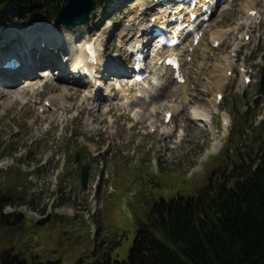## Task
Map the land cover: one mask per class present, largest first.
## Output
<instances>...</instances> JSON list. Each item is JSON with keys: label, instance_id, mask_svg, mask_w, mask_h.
<instances>
[{"label": "rangeland", "instance_id": "rangeland-1", "mask_svg": "<svg viewBox=\"0 0 264 264\" xmlns=\"http://www.w3.org/2000/svg\"><path fill=\"white\" fill-rule=\"evenodd\" d=\"M135 1L138 2L136 6ZM135 1L122 9L121 0H102L103 6H98L87 24L77 29L63 27L60 35L67 49L58 53L59 62L48 70L50 75L54 71L55 80H58L63 63L66 70H70L67 74L73 76L71 66L75 61L70 60L77 58L84 40L104 39L100 46L103 60L122 70L131 68V43L150 23L156 8L153 0ZM232 1L231 5H220L209 25L203 28L204 38L196 45L192 59L184 57L186 90L169 84L162 89V96L154 101L143 95L132 105H125L119 90L127 87L125 83L130 78L117 77L108 71L110 74L100 79L102 83L99 81L101 88L97 94L90 90L97 89L99 83L96 86L72 84L83 91L67 103V106L73 105L72 110L56 113L54 126L53 107L48 99L61 94L59 91L47 90L40 97L23 94L26 81L20 83L17 90L0 85V169L3 171L0 172V193L6 194V215L25 213L22 230L18 227L19 219L6 218V249L14 246L26 250L28 255L39 254L42 261H60L62 264L93 261L105 251H109L114 259H126L136 230L147 220L155 201L178 193L197 192L222 174L227 159L235 155L236 149L250 147L256 138L260 139L255 135L264 132V122L261 125L264 95L256 94L264 65V0ZM246 5L261 12L260 22L250 20V23L241 24L248 16ZM48 17L44 15L24 23L27 19L15 10L3 13L0 16L2 38L5 40L4 36L9 32H14L13 36L17 38L10 45L2 40V53L6 45V49L13 52L24 48L27 43L20 28L53 25L54 22L44 20ZM235 26H238L236 31L219 39L218 46H213L212 34ZM42 42L49 47L40 36L38 49ZM237 42L240 48L237 55L232 56L233 65L229 67L224 57L234 53ZM10 53L6 56L12 55ZM146 59V71L150 74L152 58L148 54ZM43 68L36 71L35 83H45ZM245 75L251 76L249 84H244ZM56 82L66 85L61 80ZM30 84L33 83L28 82L29 88ZM137 88L134 87L133 92ZM244 90H248V106L242 98ZM218 93L223 95L221 101L216 97ZM90 94L93 99L82 104L83 98ZM215 99L219 112L213 113L212 121L219 133L214 128L198 127L187 119L191 106H210ZM151 101L162 104V110L150 115L152 119L147 120L146 128H137V125L131 128L136 121L132 107H141L145 111ZM96 104V110L99 109L96 113L102 115L97 123L100 127L95 131L92 129L96 124H88L90 111H86V107L91 109ZM110 105L113 108L107 111ZM171 105L182 106L183 110V114L181 111L174 114L173 125H187V137L180 146V141L166 139L167 134L161 133L156 126L155 131L150 124L152 121L154 125L168 124L164 121V113ZM145 114L147 112L142 113L144 119L147 118ZM225 114L229 126L221 143L217 138L224 131L222 118ZM217 142L222 144L220 149L215 154L206 153ZM10 151L14 152L12 156ZM77 155L79 161H76ZM85 164L91 166V182L97 185L87 191L82 189L80 182L81 167Z\"/></svg>", "mask_w": 264, "mask_h": 264}, {"label": "trees", "instance_id": "trees-1", "mask_svg": "<svg viewBox=\"0 0 264 264\" xmlns=\"http://www.w3.org/2000/svg\"><path fill=\"white\" fill-rule=\"evenodd\" d=\"M64 1L0 0V16L15 10L25 22L44 15L52 21ZM255 136L260 139L236 149L222 174L196 193L155 201L126 259L105 251L75 264H264V132ZM6 204L0 193V264H62L14 246L6 249V218L14 219L4 212Z\"/></svg>", "mask_w": 264, "mask_h": 264}, {"label": "bare ground", "instance_id": "bare-ground-1", "mask_svg": "<svg viewBox=\"0 0 264 264\" xmlns=\"http://www.w3.org/2000/svg\"><path fill=\"white\" fill-rule=\"evenodd\" d=\"M161 1V0H159ZM163 1V0H162ZM170 5H175V0H170ZM199 3H203V0H196ZM256 1V0H255ZM213 3L216 2V0H212ZM232 0H228L227 3L225 5H223V7L231 5L232 4ZM251 5L253 4V2H250ZM138 5V2H135V6ZM247 6V5H246ZM250 5L247 6L246 8V12L248 14V17L246 18V20L244 22L246 23H250V20L253 19L252 16L249 14L250 13ZM218 11V9H216ZM216 10L211 14L210 19L208 21H204L203 24H200L201 21H203L202 18H197L198 20H192V14L195 13L197 14L200 11V7H197L195 9H192L190 6V3L188 5H186V3L184 1L180 2V3H176L175 6H173L172 9H169L168 7H159L158 11L155 13V18L156 19H164L163 25H167L170 21H172L175 18H181L182 21L173 22V27L172 30L170 32L171 35H177V36H183V31L181 30L183 27H185L186 29H196L197 32L199 34H201V38L199 40L198 45L202 42L203 38H204V33L203 32V28L207 27L209 25L210 20L212 19V17L214 16V14L216 13ZM254 19H257V17H255ZM243 22V23H244ZM66 28V29H77L78 26H74V27H68V26H64L62 24H55L53 23V25H49L47 27H27V30L23 27L20 28L21 31L24 32V40L26 41V45H25V49H21L19 51H21L22 53L20 54L21 59L23 61V66L22 68L18 69V70H13L8 72V74L1 73L0 72V85L4 86V87H8L9 89H13V90H17L20 83L26 81V83H23L25 86L23 90V94H30L32 93V95L37 94L40 97L41 94H45V92H47V90L52 91V92H56L59 91L61 94H59L58 96H54V98H49L48 101L51 105V107H53V115H54V119H53V123L54 126H56L55 124V118H56V113L58 114H62L61 112H68L70 110H72L74 107L73 105L67 106V103L69 101H71L74 98H77L81 92L83 91L81 88H76L74 87L72 84H78V85H87L85 84V82H83L80 78V76L77 78V76H75L74 72H79L80 74H84L85 71V67L89 69V72L91 74H93L94 69H97L98 74L101 76V67H103V69L105 70V72H110V73H115L116 76H125V72L127 70H122L118 67H115L116 65L113 63H108L105 62L103 60V55L101 56V49L100 46L103 45V41L104 39H102L101 41L98 40H92V42L95 45V48L97 49V51L95 52L96 56H95V61L90 60L89 58V54H87L86 51V43L87 40H84L82 44H80V51L79 54H77V58H71L70 62H73V66L72 67V74L73 76L67 74L68 72L66 71H70V70H66V66L61 63V75L60 78L58 80H55L57 78H55L54 74L55 72L53 71V75L51 76L50 72L48 73V70H50L52 67H54L56 64H58L57 60H58V53H61L62 51H66L67 47L66 44H64L65 41L64 39H62L61 37V33L63 32L62 28ZM238 28V26L235 27H230L227 28L225 30H220L215 32L214 34H212V42L216 41L217 39H223L225 38L227 35H229L230 33H232L233 31H236ZM25 29V30H24ZM133 28H131L132 30ZM72 33V31H71ZM39 34V36H38ZM14 32H9L7 35L5 34L4 38L5 40H3L4 42L7 41V45H10L14 40H16V36L14 37ZM59 35V36H58ZM99 37L102 36L100 33H98ZM3 36L0 33V37ZM40 36H42L43 40H46V43L49 45L48 46H39V49L37 47V40L40 38ZM194 37H188L185 39V43L179 47L180 51L176 52L178 48H173L171 49V54L176 55L178 57V59L180 60V67L183 68L184 65L186 63H184V57L186 58V60L189 59V56H191L192 59V53L195 51V46H194ZM2 40L0 39V42ZM133 43V51H138L141 49L140 46L144 45L146 46V42L144 41V39H137L135 40ZM7 45L5 47H7ZM240 43L237 42L235 43V47L233 50H237L239 47ZM45 47L47 49V51L45 50ZM69 48V47H68ZM70 49V48H69ZM157 49V46L154 48V50ZM2 45L0 44V62L2 58H6V54L2 53ZM18 51V50H17ZM71 51V50H70ZM69 51V52H70ZM78 52V49H77ZM81 52V54H80ZM142 52V51H141ZM143 54V53H142ZM36 56V57H35ZM160 54L156 53L154 51L153 56H152V60L150 63V67H151V74L142 79L141 81L137 80L135 77H131L128 81H126L125 85H127V87H123L119 90L120 94H122V96L124 97L125 100V105L126 104H130L131 105L134 103V101H137V97L139 96V94H143L145 95V98L147 96L152 97L153 101L158 99L159 97L162 96V94L160 95V93L162 92V89L165 88V86H168L169 84L172 85V87L174 88H178L181 86V89H185L186 90V83L188 82L187 79L185 80V82L183 84H179L178 81L175 80L174 78V73L175 71L167 66L165 63H160L161 62V58L159 57ZM232 56L230 54H228V56L224 57V61L226 62V64L230 67L233 65V60L231 59ZM75 59V60H74ZM68 61V59H67ZM119 61V59H118ZM118 65H120V62H117ZM84 64V65H82ZM146 62H141L140 65L141 66H145ZM60 67V65H58ZM63 66V68H62ZM44 67V76L46 77L45 83L42 81L39 83H35L34 82V75H36V71L39 68ZM70 67V68H71ZM0 71H1V66H0ZM228 72V70H226ZM225 71V72H226ZM226 72V73H227ZM108 73V75L110 74ZM79 74V75H80ZM99 78V77H98ZM100 79V78H99ZM244 79V78H243ZM63 81V83L65 82V84H57L56 81ZM68 80L70 82H68ZM72 80V81H71ZM28 82H31L33 84H30V88L28 87ZM100 82L102 83V81L100 80ZM98 82V83H100ZM68 84V85H67ZM17 85V86H16ZM19 85V86H18ZM59 85V86H58ZM64 85V86H63ZM243 85V82H242ZM88 86H92V84H88ZM95 86H96V82H95ZM138 87L137 89L134 90L133 92V88L134 87ZM222 87V85H220ZM184 87V88H183ZM28 88V89H27ZM132 88V89H130ZM167 88V87H166ZM171 88V87H170ZM168 89V88H167ZM165 90V89H164ZM48 91V92H49ZM71 91V93H70ZM91 93H94V88L90 90ZM168 92V91H166ZM90 94L88 97L83 98L84 100L82 101V104L89 102V99H93V95ZM100 94V93H99ZM5 95V94H4ZM19 94L16 93V98H18ZM118 97V94H115ZM146 100V99H144ZM143 100V102H145ZM61 101V102H60ZM151 101L149 104V108L145 111L141 110L140 108L133 106L132 107V112H134V117L136 116V121L135 124L133 126H131V128L135 127V125H137V128H141L143 129L146 128V123L151 120V116L158 114V112L160 110H162V104H159L157 102H153ZM133 102V103H132ZM37 104V102H35ZM216 99L214 101L213 104H211L210 106H205V105H200L203 107H190V110L187 112V119H189L191 122H195L198 127H209L210 129H215V127L213 126L212 123V115L213 113H218L219 110L216 106ZM90 104V103H89ZM94 104V103H93ZM157 104V105H156ZM131 105H129L131 107ZM136 105V103H135ZM93 106V105H92ZM180 106V105H179ZM98 107V105L96 104L95 107H91V109L86 107V111L87 109H89V118H88V124H92L93 123L96 124V126H93L92 130H97L99 129L100 125L97 123L100 120V117L102 115V113L97 112L99 111V109L96 110V108ZM127 107V106H126ZM128 107V108H130ZM113 107H111L107 110V111H111ZM181 108V109H180ZM193 108V109H191ZM116 109V107H115ZM130 110V111H131ZM85 111V110H83ZM83 111H81V113H83ZM167 111H171L174 114L176 113H180L183 114V110H182V106L178 107L177 105H171L170 106V110H166L165 114H164V119L166 117V113ZM146 119H144L145 116H142V113H146ZM151 115V116H150ZM184 117V116H183ZM99 118V119H98ZM186 119V120H187ZM148 120V121H147ZM223 133L222 136L219 135L217 140L221 139V143H222V137L226 135V132L228 131V126H229V119H228V115H223ZM173 119L171 118V120L168 122V124L163 125L162 123L159 122V124L154 125V121L150 122L151 126L154 127L156 129V127H158L159 131L164 134H167L166 139H170V141H174V140H178L180 141L179 145H182L184 138L187 137V129L185 127H187V125H185L184 127L181 126H177V125H173ZM142 122V123H141ZM185 122V121H184ZM188 122V121H187ZM156 126V127H155ZM154 130V129H153ZM217 131V129H215ZM217 133H219L217 131ZM213 135V134H212ZM213 138V137H212ZM216 137H214L213 139H215ZM162 141V138H159ZM160 140H157V142H160ZM220 142H217L213 148H211L212 150L207 151L206 153H211V154H215L220 147L222 146ZM168 145V144H167ZM176 147V146H175ZM166 150L169 148H165Z\"/></svg>", "mask_w": 264, "mask_h": 264}, {"label": "water", "instance_id": "water-1", "mask_svg": "<svg viewBox=\"0 0 264 264\" xmlns=\"http://www.w3.org/2000/svg\"><path fill=\"white\" fill-rule=\"evenodd\" d=\"M96 6L97 0H65L64 4L55 14L54 21L58 24H64L66 26L85 25L90 19L92 12L96 9ZM258 94H264V66L262 68ZM247 96L248 93L245 91L243 97L247 99ZM246 104H248V101ZM76 159L79 161V155H77ZM89 177L90 165H83L80 176L83 190L88 189ZM13 216L20 220L18 227L22 230L25 213H13Z\"/></svg>", "mask_w": 264, "mask_h": 264}]
</instances>
